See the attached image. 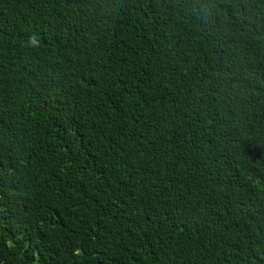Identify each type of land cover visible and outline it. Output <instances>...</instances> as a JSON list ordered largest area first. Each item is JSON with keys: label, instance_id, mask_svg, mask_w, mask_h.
<instances>
[{"label": "trees", "instance_id": "trees-1", "mask_svg": "<svg viewBox=\"0 0 264 264\" xmlns=\"http://www.w3.org/2000/svg\"><path fill=\"white\" fill-rule=\"evenodd\" d=\"M0 264H264V0H0Z\"/></svg>", "mask_w": 264, "mask_h": 264}]
</instances>
